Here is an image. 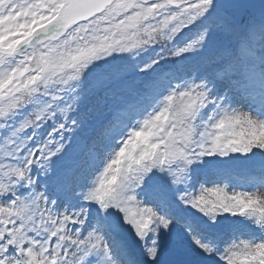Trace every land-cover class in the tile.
<instances>
[{
	"label": "snow or ice",
	"instance_id": "snow-or-ice-1",
	"mask_svg": "<svg viewBox=\"0 0 264 264\" xmlns=\"http://www.w3.org/2000/svg\"><path fill=\"white\" fill-rule=\"evenodd\" d=\"M0 264H264V0H0Z\"/></svg>",
	"mask_w": 264,
	"mask_h": 264
}]
</instances>
